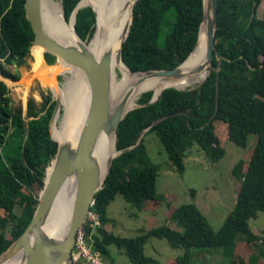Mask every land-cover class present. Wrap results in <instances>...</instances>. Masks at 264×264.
I'll use <instances>...</instances> for the list:
<instances>
[{"label":"trees","instance_id":"obj_1","mask_svg":"<svg viewBox=\"0 0 264 264\" xmlns=\"http://www.w3.org/2000/svg\"><path fill=\"white\" fill-rule=\"evenodd\" d=\"M24 1L0 0V72L12 80L18 79V73L8 68L24 62L33 38ZM78 1L60 0L66 21ZM132 1L123 0L128 11ZM261 1L218 0L215 48L220 63L212 57L214 69L200 86L190 90L165 88L158 101L131 109L120 121L115 140L119 154L112 158L91 206L102 224L93 235V247L101 256L107 255V246L113 244L124 251L132 264H154L156 260L143 253V246L155 237L183 250L166 264H195L199 252L193 249L206 248H221L228 264H264V238L248 225V220L264 212V11L260 18L256 16ZM89 6L92 8L87 1L86 6L77 10L74 24L78 36L86 41L95 29L94 12ZM132 15L121 52L127 71L135 74L170 69L180 64L196 43L202 0H136ZM54 59L50 53H44L47 64H53ZM122 69L131 75L123 65ZM152 93H141L137 103H146ZM53 106L54 100L49 96L39 108L30 100L23 116L20 109L13 107L9 88L0 79V254L22 233L37 206L38 195L32 192L33 187L42 188L57 148L49 133ZM215 109V116L206 123ZM178 110L186 113L162 118ZM54 118L55 115L51 127ZM157 119L140 142L130 148L145 125ZM26 126L28 137L21 154ZM218 131L239 147H245L248 134L255 139L248 159L238 160L231 168L239 186L234 206L217 231L194 202L181 203L170 214L181 230L161 224L141 229L134 236L121 237L104 228L109 221L107 206L118 193L138 210H155L169 203L165 195L156 193L158 165L147 154L146 134L158 137L170 166L182 172L184 157L194 145L209 162L224 156ZM11 135L12 145L4 152ZM190 193L193 195L192 189ZM261 232L264 234V229Z\"/></svg>","mask_w":264,"mask_h":264},{"label":"water","instance_id":"obj_2","mask_svg":"<svg viewBox=\"0 0 264 264\" xmlns=\"http://www.w3.org/2000/svg\"><path fill=\"white\" fill-rule=\"evenodd\" d=\"M41 1L42 0L24 1L25 16L33 32L31 46L40 45L44 48L45 52L50 53L56 59H60L80 69L88 83L90 92L89 104L86 118L78 137L73 142L64 141L59 143L51 135V123L59 103L58 98L54 96V106L49 122V133L50 138L57 142L56 152L50 165L47 167V169L50 167L49 172L46 169L43 186L38 195V203L30 222L22 233L0 254V261L8 258L17 251H21L24 257V264H70V254L74 244L76 229L85 220L86 214L94 202L96 192L102 188L106 174L110 169L112 158L119 154V151L115 148L117 154H114V156L107 161V170L102 176L98 161L94 155V146L98 135L100 133H112L115 147L118 125L128 111L158 101L165 88L174 87L179 90H190L193 89L194 86L180 88L169 84L164 86L156 95L152 93L150 99L146 103H135L131 108L124 109V100L122 99L116 107L112 109L110 107V80L112 74L111 54L109 51H106L97 59L91 52L88 44L85 43L86 40H82L74 29L76 12L79 8L86 5L80 4L81 0H79L67 21L62 11L64 23L71 24L72 31L78 39L75 40V42H69L67 40H57L44 31L41 18ZM135 1L136 0L132 1L129 8L130 16L128 19H124V24L119 33L120 41L116 52V59L123 64L124 62L121 56L122 46L131 28L133 21L132 9ZM217 3L218 0H202V18L198 28L196 43L191 52L180 64L170 69H154L147 71H151L153 75L163 80H179L184 78L190 72L199 69V67H197L192 71H184V67L190 55L197 48L202 47L209 65L208 68L210 73V71L214 69L212 57L214 56L217 63H220V57L215 48V31L218 12ZM91 9L94 12L96 24V14L93 8ZM253 15L254 12L251 16L253 17ZM103 34L104 28L99 29V35L102 36ZM204 80L197 84V87L200 86ZM215 112L216 109L206 123L212 120L215 116ZM180 113H186V110L168 112L163 115L162 118ZM158 120L159 119L146 124L135 145L130 148L136 146L144 133ZM27 137L28 127L26 126L21 142V154L23 153ZM68 180H73L75 184L73 199L68 211V223L63 231L47 234L43 229L44 222L56 196Z\"/></svg>","mask_w":264,"mask_h":264},{"label":"rangeland","instance_id":"obj_3","mask_svg":"<svg viewBox=\"0 0 264 264\" xmlns=\"http://www.w3.org/2000/svg\"><path fill=\"white\" fill-rule=\"evenodd\" d=\"M263 11L264 0L260 2L256 10V16L260 18ZM31 59L29 50V54L25 57L24 62L18 66H9L8 69L12 73H18L17 80H12L0 74V79L3 80L9 88V95L13 107L20 109L23 116L26 114L28 101L31 100L35 107L39 108L48 96L54 100L53 91L49 87H43L36 78H31ZM56 61L57 59L55 58L53 64H55ZM56 78L60 84L64 80L62 74H58ZM28 81L29 84L25 88V83ZM196 87L197 85L194 86V88ZM115 90L116 87H113L112 93H115ZM61 114L62 111H60L57 119L60 118ZM55 128L56 124L53 128L54 137ZM218 133L221 144L225 150L224 156L217 162H209L201 156L200 148L195 145L190 148L189 152L184 157V170L182 172H177L170 166L166 152L158 137L154 133L146 134L144 137V144L147 154L150 160L158 165L155 190L156 193L161 195L168 194L169 199L166 201L169 203L167 205L161 204L155 210L149 208L138 210L126 202L118 193L107 206V217L110 221L109 230L113 234L121 237L134 236L138 234L141 229L148 230L161 224H166L173 229L181 230L170 218V213L179 204L187 202V198L192 196L190 193L192 189L193 194L194 191L196 193L194 200L195 198L202 199L206 196L209 197L206 205H201L202 208L200 207V210L208 220L212 229L217 231L226 215L234 206L235 195L239 186V181L231 175V168L238 160L241 159L246 161L248 159L255 139L253 134H248L245 147H239L227 140L221 131H218ZM223 133H225L224 130ZM11 137L12 135L3 150L4 152L12 145ZM115 153L117 154L116 151ZM41 189L34 186L32 192L39 195ZM194 202L196 203V201ZM0 213L2 212L0 211ZM248 225L251 231L264 238V234L261 232V230L264 229V212H258L255 218L248 220ZM256 249L257 247L255 250ZM107 250L108 254L102 256L106 264H132L124 251L118 249L115 245H108ZM193 251L199 252L197 253L198 257H195L196 264L228 263V257L223 255L221 248L193 249ZM182 252V248L170 247L163 238L151 237L143 246V253L147 256H151L160 264H164L168 259L178 256L182 254ZM259 263H262V260H259Z\"/></svg>","mask_w":264,"mask_h":264},{"label":"bare ground","instance_id":"obj_4","mask_svg":"<svg viewBox=\"0 0 264 264\" xmlns=\"http://www.w3.org/2000/svg\"><path fill=\"white\" fill-rule=\"evenodd\" d=\"M90 1L96 14V25L90 39L85 41L91 52L98 59L109 51L111 54V80H110V107L114 109L123 99L124 109L131 108L137 97L147 91H153L156 95L166 85H175L180 88L195 86L201 83L209 74L208 63L202 47L197 48L188 58L184 71H192L179 80H163L153 75L151 71L131 74L125 65L116 59L119 45V33L124 24V19L129 18V11L123 0L120 4L117 0H84L80 4L86 5ZM41 18L44 31L57 40L75 42L78 40L72 31L71 24L64 23L62 19V7L59 0L41 1ZM104 28V34L99 35V29ZM44 48L40 45L30 47L31 64L30 76L36 78L41 86L49 87L53 96L58 98V109L55 113L51 127L52 137L59 143L73 142L79 135L85 121L89 104V87L83 72L66 62L57 59L55 64L49 65L44 60ZM131 74L127 75L123 69ZM202 66V67H201ZM62 74L64 80L61 84L57 81V75ZM29 81L25 83V88ZM116 87L115 93L112 88ZM62 114L59 119V113ZM57 121V123H56ZM55 137L53 136V128ZM113 134L100 133L94 146V155L98 161L102 176L107 170V161L114 156ZM50 167L47 169L49 172ZM75 184L68 180L56 196L49 214L44 222L43 229L47 234L59 233L65 229L69 219V206L73 199ZM0 264H24L21 251L15 252L8 258L2 259Z\"/></svg>","mask_w":264,"mask_h":264},{"label":"built area","instance_id":"obj_5","mask_svg":"<svg viewBox=\"0 0 264 264\" xmlns=\"http://www.w3.org/2000/svg\"><path fill=\"white\" fill-rule=\"evenodd\" d=\"M91 206L85 220L76 229L70 264H106L99 250L93 247V235L102 224L99 215L91 210Z\"/></svg>","mask_w":264,"mask_h":264},{"label":"crops","instance_id":"obj_6","mask_svg":"<svg viewBox=\"0 0 264 264\" xmlns=\"http://www.w3.org/2000/svg\"><path fill=\"white\" fill-rule=\"evenodd\" d=\"M195 146V145H194ZM201 156H203V154H202V152H201ZM196 196V193H195V191H194V194L192 195V196H190V197H188L187 199V202H194V201H196V203H195V205L199 208V210H200V207L202 208V206L201 205H203L204 204V206L206 205V202H207V200H208V196H206V197H203L202 199H196L195 198V200H194V197ZM165 197H166V200L167 199H169V195L168 194H165ZM206 198V199H205ZM201 211V210H200ZM171 214V213H170ZM109 222L110 221H108L105 225H104V228L107 230V231H110L109 230V228H110V225H109ZM263 230V229H262ZM261 230V231H262ZM176 257V256H175ZM175 257H173V258H170V259H168L164 264H166L168 261H171V260H173ZM106 263V262H105ZM157 263V262H156ZM157 264H160V263H157ZM195 264H196V261H195ZM228 264V263H227Z\"/></svg>","mask_w":264,"mask_h":264}]
</instances>
